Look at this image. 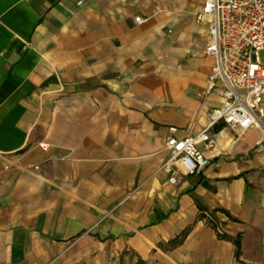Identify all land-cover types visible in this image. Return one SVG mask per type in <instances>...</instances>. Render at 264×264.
<instances>
[{"label": "crops", "instance_id": "crops-1", "mask_svg": "<svg viewBox=\"0 0 264 264\" xmlns=\"http://www.w3.org/2000/svg\"><path fill=\"white\" fill-rule=\"evenodd\" d=\"M204 1L0 0V264H264L259 129L161 169L223 103Z\"/></svg>", "mask_w": 264, "mask_h": 264}, {"label": "built area", "instance_id": "built-area-1", "mask_svg": "<svg viewBox=\"0 0 264 264\" xmlns=\"http://www.w3.org/2000/svg\"><path fill=\"white\" fill-rule=\"evenodd\" d=\"M196 17L209 22L204 53L215 60L203 96L217 93L223 103L210 112L209 126L194 136L177 137V127L169 128V156L161 169L171 184L199 174L217 154L212 131L218 124L238 129L240 135L259 129L264 140V0H205ZM143 21L136 17L137 23Z\"/></svg>", "mask_w": 264, "mask_h": 264}, {"label": "rangeland", "instance_id": "rangeland-1", "mask_svg": "<svg viewBox=\"0 0 264 264\" xmlns=\"http://www.w3.org/2000/svg\"><path fill=\"white\" fill-rule=\"evenodd\" d=\"M263 55V54H262Z\"/></svg>", "mask_w": 264, "mask_h": 264}]
</instances>
